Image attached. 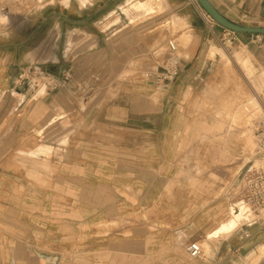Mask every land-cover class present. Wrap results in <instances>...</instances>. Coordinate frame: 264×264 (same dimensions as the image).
Listing matches in <instances>:
<instances>
[{
	"label": "crops",
	"instance_id": "crops-1",
	"mask_svg": "<svg viewBox=\"0 0 264 264\" xmlns=\"http://www.w3.org/2000/svg\"><path fill=\"white\" fill-rule=\"evenodd\" d=\"M109 1L111 10L106 7ZM208 2L231 23L264 27V0ZM163 3L166 15L176 16L184 26L171 40L173 50L166 47L157 55L164 39L156 33L163 16L152 17L157 14L156 0H105L98 10L114 23L103 30L93 24L85 41L93 47L85 55L72 56L65 70L46 71L48 76L66 73V85L47 97L46 89L38 95L39 86L32 97L36 101L28 107L10 98L14 77L8 60L0 61V264H232V251L264 247V208L252 211L253 219L240 227L251 231L243 232L248 236L241 237L240 244L233 246L230 237L210 240V251H201L197 259L188 258L183 248L204 235L206 225L200 218L128 217L159 202L152 194L164 189L169 174L167 145L179 142L168 130L178 127L179 119L169 125L168 114L183 112L188 95L199 96L214 84L232 106L230 77L222 69L218 74L210 69L222 60L212 51L220 46L225 29L208 20L195 0ZM230 36L236 54L254 71L252 86L260 92L264 116V36ZM178 43L182 47L177 52ZM69 44L64 46L65 57L71 54ZM169 61L177 67L173 82L155 83L153 75L152 83L144 80V71L167 67ZM234 69L249 82L243 67ZM174 93L175 109L170 100ZM159 127L162 135L153 139ZM156 143L164 145L159 153L152 151ZM128 144L138 145L137 150ZM13 154L33 157L50 168L37 171L18 165L10 173L5 165ZM258 166L252 164L247 171ZM126 174L135 181L122 180ZM12 175L17 178L9 184ZM28 175L40 178L30 181ZM42 207L50 208L48 217L41 215ZM169 207L168 201L160 204L161 211L169 212ZM74 211L79 218L73 217ZM74 221L83 229L78 251H72L77 243ZM101 223H114V235L94 233L92 227Z\"/></svg>",
	"mask_w": 264,
	"mask_h": 264
},
{
	"label": "rangeland",
	"instance_id": "rangeland-1",
	"mask_svg": "<svg viewBox=\"0 0 264 264\" xmlns=\"http://www.w3.org/2000/svg\"><path fill=\"white\" fill-rule=\"evenodd\" d=\"M104 2L105 0H85L84 3H81L80 0H53L37 4L24 1V5L21 6L22 4L20 5L19 1L0 0V13L8 12L11 15L9 19L0 17V61L3 59L8 60L10 75L14 77L9 94L10 98L16 101V104L22 102L27 107L33 104L36 100H33L32 97L38 87L45 83L43 82V76L47 74V70L56 72L55 69L58 67H62L65 70L70 65L72 56L74 57L78 54L80 56V52L85 55L88 48L93 47L91 42H85L88 39L87 32L94 29L93 24L98 29L103 30L114 23L112 18H107L108 16L104 15V12L98 10ZM108 3L106 7L111 10L113 2L109 1ZM156 13L152 17L163 16L162 26L158 27V32H156L162 36L165 44L157 48L156 52L159 55L168 46L166 42L168 40L174 41L177 35L181 33L180 30L184 29V26L176 27L174 22L177 17L166 15L165 9L160 10V12L157 10ZM209 20L211 19L209 18ZM109 33L107 32L106 34ZM110 34L112 35V33ZM166 34L169 39L165 38ZM82 38L85 39L81 42ZM51 40H53L52 43L50 42ZM69 41H71L72 46L71 54H67V57H65L64 46ZM83 42L86 44H82ZM232 43L233 41L225 42L221 39L220 46L215 47L212 54L216 55L218 53V55H222V60L219 65H214L215 67L210 68L211 71L217 74L222 69L224 76L230 77L232 106L228 107L230 105L227 104V97L223 89H217L214 87L216 84H214L213 89L206 88L203 94L199 96L188 95L183 104V112L177 114L176 110H174L168 114L170 117L169 125L175 123L177 117L179 119L178 127H169L168 129L170 135L178 136L177 140L179 142L167 145L170 154L167 161L170 167L169 174L163 182L165 184L164 189L162 191H154L152 194L153 200L159 202H155L152 208H145L139 213H133V216H128L144 217L146 219L150 215L177 214L181 216L180 219H187V221L200 218L206 225L202 230L204 235L201 238H195V240L186 245L183 248L185 253L187 247L191 244H196V242L200 245V251H204L206 254L210 251L209 244L211 241L209 240L208 243L206 234L226 218L230 204L236 207L244 206L240 197L247 170L252 164L256 166L264 164V159L257 154L258 131L260 124L264 122L263 110L256 102H247L253 98V95L258 99L260 92L252 86L254 71L247 63L245 65L236 64L234 58H232L236 54ZM175 47L178 52L182 46L178 43ZM29 53L31 54L29 55ZM168 64V66L174 65L172 61H169ZM164 65L166 66V64ZM239 65L245 69L246 77H248L249 81L247 82L248 84L241 77L239 71L234 69L235 66L239 67ZM164 68L162 66L158 70L144 71V80L147 83H152L151 79L161 73ZM65 75L66 73H62V75L57 73L56 76L53 75L52 78H47L46 96L44 95L43 97H47V93L55 92L56 89L66 85L63 84ZM153 81L160 84L156 77ZM163 84L166 86L168 83ZM170 100L175 103L173 105L175 109L178 95L174 93L171 95ZM258 101L260 103L259 99ZM235 107H238L236 112L239 116L237 115L238 117L233 123L229 115L232 112L229 109L232 111ZM215 108L221 110V116L229 120L226 119V122L222 117L220 119L215 113ZM225 114L228 117H225ZM156 130L153 133V139H159L164 129L159 127ZM128 146L137 150L135 147L138 145L128 144ZM163 146L159 143L152 144V151L159 153ZM13 157V160L8 161L5 165V168L10 173L16 172L18 165L25 169L30 168L37 171L50 168L48 163L38 161L33 157L20 156L18 158L17 154H13ZM0 167H3L1 161ZM128 175L130 174L122 176L121 179L126 182L128 180L134 182L136 177L127 178ZM16 178V175L9 176V184H11V180L15 181ZM38 178L40 177L28 175L25 179L32 181L38 180ZM40 182L43 184V178ZM47 195L48 193L42 194L45 197ZM162 201H168L169 212L161 211L160 204ZM41 202L44 203V201ZM49 210V207H42L41 215L48 217ZM79 216V213L73 212L75 219L79 218ZM77 224L74 221L73 242L77 243H73L72 251H78L77 244L81 241V232L83 231ZM148 226L155 227V225ZM114 227V223H101L94 225L92 231L94 233H104L111 237L114 235ZM244 231L247 230L239 228L230 236L229 241L233 242V246L241 243V237L247 238L248 234L243 236ZM110 243H112L111 240ZM204 243L207 246H204ZM256 247L257 245H254L247 251H238L237 249L232 251V264H263L264 252H260L256 259L248 261L249 254L255 250L257 251ZM223 249L224 247L222 246L221 250L223 251Z\"/></svg>",
	"mask_w": 264,
	"mask_h": 264
},
{
	"label": "built area",
	"instance_id": "built-area-1",
	"mask_svg": "<svg viewBox=\"0 0 264 264\" xmlns=\"http://www.w3.org/2000/svg\"><path fill=\"white\" fill-rule=\"evenodd\" d=\"M14 2H20L21 0H11ZM24 1V0H23ZM32 3H44L46 1L53 0H30ZM56 1V0H54ZM208 20L209 18L206 17ZM232 32L225 30V35L222 37V40L225 42H231L234 39L230 36ZM168 47L170 50L174 49V46L171 42H168ZM169 65V64H168ZM177 75V68L175 65L167 66L163 71L157 74L155 77L161 85L163 83H170L174 81ZM154 77V78H155ZM258 150L257 154L264 159V122L260 124L258 131ZM241 203L248 206L252 211H257L264 208V164L259 165L258 167L252 168L245 176L242 188V195L240 197ZM186 253L191 259H196L200 256L201 251L200 247L197 244H191L187 247Z\"/></svg>",
	"mask_w": 264,
	"mask_h": 264
},
{
	"label": "bare ground",
	"instance_id": "bare-ground-1",
	"mask_svg": "<svg viewBox=\"0 0 264 264\" xmlns=\"http://www.w3.org/2000/svg\"><path fill=\"white\" fill-rule=\"evenodd\" d=\"M24 1H28V3L29 2H31L30 0H24ZM23 0H21L19 3H20V5L21 6H23L24 4H23V2H24ZM157 1V10H159V12H160V10H163L164 8H165V5H164V3H163V0H156ZM80 2L81 3H84L85 2V0H80ZM2 14H4V15H2ZM11 15L7 12V13H0V17H3V18H5V19H9V17H10ZM175 26L176 27H180V26H182V23H181V21L179 20V19H175ZM172 24V23H171ZM52 34V33H51ZM56 36H57V34H55ZM54 37V36H53ZM55 39V38H54ZM53 39V40H54ZM53 40H51L50 42L52 43V41ZM168 42H171L172 43V45H174L173 44V42L171 41V40H169ZM167 42V43H168ZM69 43H71V41H69L68 42V44ZM50 45H52V44H50ZM70 45L71 44H69V45H67L68 46V48L70 47ZM169 45V44H168ZM46 46V45H45ZM168 47V46H167ZM169 49H170V46L168 47ZM238 53V52H237ZM31 53H29V55H30ZM242 55V54H241ZM234 60H235V62L236 63H238V64H240V65H245V63L243 62V58L240 56V54H235L234 55ZM32 59V58H31ZM53 77V75H51L50 77L48 76V74H44V76H43V78H44V81L43 82H45V83H43L41 86H40V90H39V92H38V95L39 94H41V93H43L44 92V90L46 89V85H47V78H52ZM256 102L259 106H260V104H259V102H258V100H257V98L256 97H253L252 99H250V100H248L247 102L248 103H252V102ZM247 103V104H248ZM246 104V103H245ZM242 107V106H241ZM224 108V107H223ZM222 108V109H223ZM238 107H235L234 109H232V111H231V109H229L230 110V112H232L231 114H229L230 115V118H231V121L234 123V121H235V119H236V117H238L239 115H238V113L236 112V109H237ZM244 110H246L247 111V109H245L244 107H242ZM260 108H262L261 106H260ZM226 110H228V109H226ZM225 110V111H226ZM226 112H228V113H230L229 111H226ZM225 112V113H226ZM227 113V114H228ZM216 114L219 116V118L220 119H225V121L227 122V120H229L228 118H224L223 116H221V114H222V111L221 110H217L216 111ZM224 114V113H223ZM227 114H225L224 116L225 117H228L227 116ZM238 115V116H237ZM222 117V118H221ZM227 119V120H226ZM229 122V121H228ZM230 124V123H229ZM228 125V124H227ZM202 127H203V125H202ZM232 127V126H231ZM230 128V127H229ZM227 131V130H226ZM184 158H185V156H184ZM188 171V170H187ZM191 171V170H190ZM190 171H189V173H190ZM252 209L251 208H249L248 206H246V205H244V206H239V207H236V206H234L233 204H230L229 205V207H228V209H227V215H226V218L224 219V220H222L221 222H219L218 224H217V226L216 227H214L212 230H210L207 234H206V238L208 239H206L207 241H209V240H216V239H218L219 237H221V238H228V237H230L237 229H239L243 224H247L248 222H250L251 221V219H253V215H252ZM133 218V217H132ZM127 222H129V221H127ZM204 246H207V244L206 243H204ZM261 250H264V247H261L260 248V250H258V251H254V252H252V253H250L249 254V256H248V261H250V260H254V259H256L257 257H258V255L260 254V252H264V251H261ZM264 264V263H263Z\"/></svg>",
	"mask_w": 264,
	"mask_h": 264
},
{
	"label": "water",
	"instance_id": "water-1",
	"mask_svg": "<svg viewBox=\"0 0 264 264\" xmlns=\"http://www.w3.org/2000/svg\"><path fill=\"white\" fill-rule=\"evenodd\" d=\"M202 11L208 16L215 24L221 28L239 34H250L257 36H264V27H247L231 23L224 19L208 2V0H195Z\"/></svg>",
	"mask_w": 264,
	"mask_h": 264
}]
</instances>
